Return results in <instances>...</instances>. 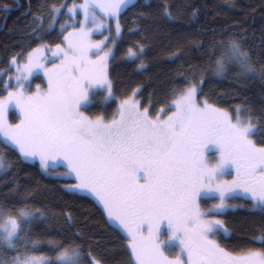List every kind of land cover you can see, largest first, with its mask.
Returning a JSON list of instances; mask_svg holds the SVG:
<instances>
[{"label": "snow or ice", "instance_id": "obj_1", "mask_svg": "<svg viewBox=\"0 0 264 264\" xmlns=\"http://www.w3.org/2000/svg\"><path fill=\"white\" fill-rule=\"evenodd\" d=\"M138 7L135 0H84L69 6L67 12L63 5H39L25 24L24 35L42 39L59 22L64 46L55 48L61 57L51 67L42 63V50L49 46L41 43L26 58L23 52L13 55L7 69H0L2 75L14 65L16 81L12 85L10 77L3 84L7 95L0 97V134L18 149L21 160L38 158L45 175L74 177L75 183L65 185V191L73 197L92 196L113 230L127 234V264H264V243L259 248L232 251L216 238L229 234L217 217L235 207L227 201L237 192L264 215V103L257 109L245 97L228 109L203 95L209 73L225 77L232 71L238 86L251 79L264 83V60H253L243 36L227 32L225 26L223 38L213 40L204 53L206 65L188 64L185 69L182 63L178 75L184 86L173 88L171 98L155 114L148 107L141 108L136 89L119 101L110 118L81 110L90 106L98 91L106 93L105 102L112 98L109 59L115 54L112 47L101 46L104 41L90 40L92 29L84 20L79 28L68 31V21H61V14L76 15L82 10L85 20L91 17L94 27L100 28L104 21L97 22L99 8L109 21H116L115 44L122 34L121 13ZM3 8L7 11L8 6ZM196 14L193 8L192 16ZM145 15L143 11L134 13V22L138 19L147 25ZM177 18L165 5L161 22ZM140 23L135 24L138 31ZM92 49L96 51L90 55ZM146 51V44L137 41L128 47L124 59L146 71ZM181 55L182 49L177 47L169 58L180 60ZM33 69L43 70L47 88L41 90L37 85L35 91L27 90L25 82ZM11 101L20 112L15 124L6 119ZM209 151L217 154L215 163L207 155ZM58 160L64 162L63 172L55 171L50 163ZM11 167L0 156V172ZM230 172H234L231 180L222 179ZM205 189H214L219 197V203L208 211L202 210L198 200ZM10 191H17L15 185ZM54 215L27 202L17 209L0 206V264H101L92 245L85 250L77 241L78 232L70 233L66 241L49 240L58 249L54 261L28 254L33 224ZM72 221L71 213H65L69 228ZM260 231L264 233V228ZM162 235L166 239H160ZM253 239L264 241V235ZM31 243L34 250L37 242ZM166 249L178 251L172 257ZM10 251L15 255H9Z\"/></svg>", "mask_w": 264, "mask_h": 264}, {"label": "trees", "instance_id": "obj_2", "mask_svg": "<svg viewBox=\"0 0 264 264\" xmlns=\"http://www.w3.org/2000/svg\"><path fill=\"white\" fill-rule=\"evenodd\" d=\"M65 0H0V69H7L13 55L23 52L25 55L31 48L45 42L57 44L62 41L59 31L42 34V39L24 35L25 24L32 12L41 4L55 3L58 6ZM140 6L122 12L119 21L121 36L113 47L114 58L109 59V78L113 84V96L105 102L102 94L92 97V103L85 111L90 116L103 115L110 118L118 102L132 90H137L136 98L141 107H148L154 113L166 105L171 98L173 88H182L185 81L178 75V68L183 63L206 65L209 44L220 40L222 30L244 37L243 44L252 54L254 61L264 60V0H135ZM7 5V11L3 6ZM165 5L170 7L178 18L171 23L161 22ZM197 9L195 17L192 9ZM30 9V10H29ZM143 11L148 24L134 22V13ZM159 22V23H158ZM140 23V30L135 27ZM150 25L151 27H149ZM131 29V31H130ZM212 30H215V34ZM143 33V36L141 35ZM137 41L146 44V71H140L134 63L124 59L128 47ZM203 47H200V45ZM180 47V60H171L169 53ZM214 59V57H213ZM139 63V61H137ZM6 72V71H4ZM42 82L41 76L36 78ZM4 79L0 78V95ZM43 83V82H42ZM99 93V91H98ZM203 95L218 106L231 109L240 104L245 97L257 109L264 103V83L259 79L243 81L239 86L233 79L232 71L225 77H217L211 73L204 82ZM14 113H12L13 115ZM16 119V116L13 117ZM0 156L12 167L0 172V206L17 209L27 202L29 205L47 209L55 214L44 221L33 224L27 247L29 255L54 258L57 248L49 244V240L66 241L70 233H79L78 242H82L85 250L92 245L93 255L101 260V264H127L130 249L126 247V235L120 230H113L107 223L102 206L92 196L80 194L71 196L64 186L74 181L70 177H53L45 175L37 162L20 159V154L0 138ZM62 167H57L59 171ZM15 185L17 191L10 189ZM26 198V200H25ZM245 207L228 210L221 218L229 229L227 237H219L222 246L232 251L242 248H259L264 241L254 237L264 235V215L249 209L250 201L234 198ZM71 213L72 226L64 222V214ZM163 237V236H162ZM160 237V239H164ZM31 241H36L33 250ZM23 250V249H21ZM178 251V249L176 250ZM176 251L166 254L176 255ZM9 255H15L10 251Z\"/></svg>", "mask_w": 264, "mask_h": 264}, {"label": "rangeland", "instance_id": "obj_3", "mask_svg": "<svg viewBox=\"0 0 264 264\" xmlns=\"http://www.w3.org/2000/svg\"><path fill=\"white\" fill-rule=\"evenodd\" d=\"M83 2H84V0H65L61 5L64 6V9H63L64 12H67V8L69 6H71L72 4L75 3V4L79 5V4L83 3ZM96 16H97V22H99L100 20L104 21L103 26L100 27V28L94 27L93 22L91 20V17H89L87 20H85L84 13H83L82 10H78L76 15H72L71 13H69L68 15H63V13H62L61 16H60V20L61 21H68V25H67V30L68 31H71L72 27L79 28L80 27V23L79 22L84 20L85 21V26L87 28H89V29H92V31L89 33L90 40L93 41V42H95V41H104V44H102L101 46L102 47H112V50H113L114 44L112 43V38L116 36V34H115L116 21L114 19L109 21V18L107 17V15L104 14L99 8L96 9ZM55 28H56L57 31H59V22H57ZM119 37H116V40ZM62 41H63V36H62ZM62 41L60 43H57V44H61L62 47H63L64 45L62 44ZM43 44H46L49 47H47V48L42 50V57H41L42 63H44L48 67H51L52 64L59 63L61 54L56 51L55 45H57V44H51L50 42H45ZM95 51H96L95 49H92L89 54L91 55ZM26 54L24 55L25 58H26ZM14 73H15V66L13 65L11 67V72H8V71L3 72V74L0 75V78H3L4 81H8L10 79V77H11V81L10 82H11L12 85H15L16 81L14 79ZM38 76H41V78L43 80L42 81L43 83L36 79ZM37 85L40 86L41 90L47 88V77L44 75V72H43L42 69H33L31 75L28 76V79L25 82V87L27 88L28 91H35ZM97 94L98 95L102 94L103 96L106 95V93L102 92V91H99V93L97 92ZM6 95H7V92H5L3 95H0V97L6 96ZM135 99L137 100L136 97H135ZM141 108L143 109L144 107H141ZM81 110L85 111V108H82ZM158 110L159 109H156V111H158ZM156 111H154V113L151 112V111L150 112L152 114H155ZM12 113H14V114L12 115ZM14 116H16V119H13ZM6 119H7L8 123H10V124H15V123L19 122L20 112H19V109L15 106V102L14 101L9 102V104H8L7 111H6ZM0 138L4 142H6L8 145L13 147L19 153L18 149H16L14 145H11L10 142H8L6 140V138L2 134H0ZM207 155L210 157L211 162L215 163V158H216L217 154L215 152H213V151H209L207 153ZM25 161H27V162H37L38 165H39L38 158L35 159V160H25ZM50 163L53 165V167H54V169L56 171L57 167H59V166L63 167V163L64 162L62 160H58V161H53V162H50ZM39 167H40V165H39ZM58 169H60V168H58ZM64 170L65 169L63 167V169H60L58 172H63ZM232 175H234V172L227 173V174H225L222 177V179L231 180L232 179ZM70 178L74 181L73 183H70V184H74L75 183L74 177H70ZM70 184H67V185H70ZM204 193H207V194H204ZM237 197L246 199V198L240 196L239 192H237V194L235 195L234 198H237ZM234 198L228 200L227 204L235 205V207L226 208L223 211V213L225 211H227V210H234V209H236L238 207H245V205L242 204V202H237L236 200H234ZM198 200L200 202V206H201L202 210H205V211L213 209L214 205L219 203L218 194L215 193L214 189L211 190V191L207 190V189L203 190V192H202V194H201V196L199 197ZM246 200H248V199H246ZM247 207L250 210L252 209L250 207V205H248ZM217 218L222 220L221 216H218ZM165 237L166 236L164 235V239H166ZM167 254L169 255L170 253H167ZM43 257L45 258V262H48V261H54L56 256L54 258H52V259L49 258V257H46V256H43ZM172 257H173V255H172Z\"/></svg>", "mask_w": 264, "mask_h": 264}, {"label": "flooded vegetation", "instance_id": "obj_4", "mask_svg": "<svg viewBox=\"0 0 264 264\" xmlns=\"http://www.w3.org/2000/svg\"><path fill=\"white\" fill-rule=\"evenodd\" d=\"M59 167H62V166H59ZM63 168V167H62ZM200 197V196H199ZM199 197H198V199H199ZM235 210V209H234ZM228 211V210H227ZM226 212V211H225ZM162 227H166V223L164 224V225H162ZM125 235H126V233H125ZM163 236V237H162ZM161 237L162 238H164V235H162ZM166 236V235H165ZM227 237V236H226ZM126 238H127V235H126ZM166 238V237H165ZM217 239H218V241H219V236L218 237H216ZM174 256H175V254H174ZM173 256V257H174Z\"/></svg>", "mask_w": 264, "mask_h": 264}]
</instances>
